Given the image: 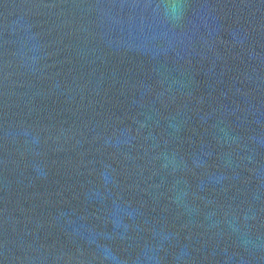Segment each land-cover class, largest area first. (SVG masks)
Returning <instances> with one entry per match:
<instances>
[{
	"label": "water",
	"instance_id": "water-1",
	"mask_svg": "<svg viewBox=\"0 0 264 264\" xmlns=\"http://www.w3.org/2000/svg\"><path fill=\"white\" fill-rule=\"evenodd\" d=\"M0 264H264V0H0Z\"/></svg>",
	"mask_w": 264,
	"mask_h": 264
}]
</instances>
